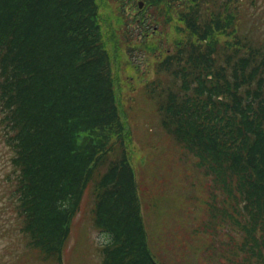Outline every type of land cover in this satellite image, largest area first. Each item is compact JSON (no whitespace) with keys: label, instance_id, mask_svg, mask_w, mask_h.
Returning <instances> with one entry per match:
<instances>
[{"label":"trees","instance_id":"1","mask_svg":"<svg viewBox=\"0 0 264 264\" xmlns=\"http://www.w3.org/2000/svg\"><path fill=\"white\" fill-rule=\"evenodd\" d=\"M146 1L170 7L179 0ZM189 1L182 29L196 41L177 42L154 63L180 89L168 88L159 101V124L213 173L225 202V182L235 181L242 220L234 222L243 236L231 255L236 264H264V45L239 29L232 42L219 38L238 14L202 16L197 0ZM99 22L96 0H0V142L7 152L0 218L11 217L27 248L61 264L92 181L93 225L106 237L100 264H165L149 246L142 214L149 192L119 134L114 57ZM96 128L115 130L116 143L97 146L91 134L78 141Z\"/></svg>","mask_w":264,"mask_h":264},{"label":"rangeland","instance_id":"2","mask_svg":"<svg viewBox=\"0 0 264 264\" xmlns=\"http://www.w3.org/2000/svg\"><path fill=\"white\" fill-rule=\"evenodd\" d=\"M96 2L101 34L108 38L104 40L114 57L112 77L121 108L119 134L129 143L130 162L134 170L139 169V180L149 192L144 210L150 224L149 246L165 264H236L237 258L232 257L231 251L239 241L242 244L243 230L234 222L235 218L242 220L236 211L235 181L225 182L231 189L227 193L229 202H225L226 192L213 173L199 165L197 158L159 124V101L166 96L168 88L179 93L180 89L179 82L171 83L170 76L163 71L158 73L154 63L157 58H164L166 51L174 49L177 42L196 41L195 35L182 29L185 25L181 13L192 3L179 0L170 7L148 4L140 12L137 0ZM233 5L232 17L238 14L237 25L235 20L225 36L221 33L216 36L231 37L228 40L232 42L233 34L239 29L255 45H264V0H239ZM137 19L143 21L142 25ZM159 90L163 93L159 94ZM87 134L100 147L117 140L112 128H96L91 133L81 131L78 141ZM6 154L0 142V173ZM91 185L82 195L70 224L62 253L64 264H100L97 247L106 237L93 225ZM0 189L3 190L1 182ZM10 219L6 213L0 218V226H5L4 233L0 229V264H58L55 260L45 261L27 248Z\"/></svg>","mask_w":264,"mask_h":264},{"label":"water","instance_id":"3","mask_svg":"<svg viewBox=\"0 0 264 264\" xmlns=\"http://www.w3.org/2000/svg\"><path fill=\"white\" fill-rule=\"evenodd\" d=\"M139 5L141 6V2H139Z\"/></svg>","mask_w":264,"mask_h":264}]
</instances>
